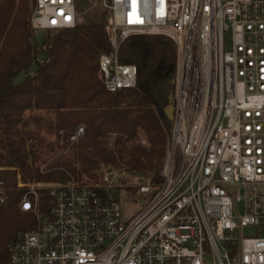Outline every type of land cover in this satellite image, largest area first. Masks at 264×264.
<instances>
[{
	"label": "built area",
	"instance_id": "built-area-1",
	"mask_svg": "<svg viewBox=\"0 0 264 264\" xmlns=\"http://www.w3.org/2000/svg\"><path fill=\"white\" fill-rule=\"evenodd\" d=\"M78 1L32 0L34 33L76 27ZM95 1L108 12L111 51L97 67L107 92L136 85V66L118 59L127 37L175 44L160 181L130 174L128 189L152 192L130 211L119 198L128 189L106 166L97 182L70 173L23 181L16 168H0L17 170L18 209L35 224L7 245L5 264H264V0ZM83 131L76 126L60 144L75 146ZM7 192L0 181V214ZM247 227L253 235L243 234Z\"/></svg>",
	"mask_w": 264,
	"mask_h": 264
},
{
	"label": "trees",
	"instance_id": "trees-1",
	"mask_svg": "<svg viewBox=\"0 0 264 264\" xmlns=\"http://www.w3.org/2000/svg\"><path fill=\"white\" fill-rule=\"evenodd\" d=\"M30 5L31 0H0V168H17L23 181L65 179V171L76 173L68 160L39 172L41 151L26 143L30 134L24 127L34 125L65 140L83 125L74 149L82 174L93 178L102 164L160 181L172 124L164 107L174 87V42L162 35L127 37L118 47V59L136 66V85L109 93L97 78L99 54L111 51L104 30L108 12L103 9L94 22L49 30L55 32L38 44L27 20ZM32 110L52 116L25 118ZM141 138L146 146L139 144ZM16 177L17 170H0L8 190L0 214V264L7 262V245L35 226L18 209L24 191L17 188Z\"/></svg>",
	"mask_w": 264,
	"mask_h": 264
},
{
	"label": "rangeland",
	"instance_id": "rangeland-1",
	"mask_svg": "<svg viewBox=\"0 0 264 264\" xmlns=\"http://www.w3.org/2000/svg\"><path fill=\"white\" fill-rule=\"evenodd\" d=\"M32 4V0H31ZM31 6V5H30ZM32 6L30 8L31 13ZM78 11H79V23H85L87 21L94 22L98 16L103 11V8L97 1L92 0H79L78 1ZM30 19V15L28 17V22ZM29 28L31 29V37L37 40V43L39 44L41 41V37H46L47 34L52 35L55 31H38L34 33V31L31 28V24L29 22ZM37 114L42 118H49L52 116V113L49 111L44 110H32V111H26L25 112V118H27L30 115ZM83 126V125H82ZM24 130L29 132L30 137L26 141L27 144H35L36 147L39 148L38 151H41V161L38 163L39 172L41 174H45L49 172L52 169V165L55 164L56 161H66L68 160L70 164L75 168L76 173L67 172L65 171L66 177H68V174L70 173L72 176L79 180L88 179L91 181L97 182L99 178L101 177L100 168L104 165H100L98 170L95 171V177L91 178L88 177L86 174H82L80 171V166H78L77 162L74 160V152H75V146L70 147L69 149H65L61 145L60 142L62 139H59L56 135L53 133H47L42 129H37L34 125H28L24 127ZM111 141V140H109ZM146 146V145H144ZM43 168V169H42ZM17 169V168H16ZM18 170V169H17ZM115 180L114 182H117L118 186H121L123 188H127V182L131 180L130 171L123 170L122 169H115ZM43 181V180H40ZM56 181V180H51ZM51 181H45V182H51ZM126 186V187H125ZM19 189V188H18ZM128 189V188H127ZM152 192H148V194L140 193L138 191V188L133 187L132 189H128L125 192H121L119 194L120 202L125 205L130 211L133 209H139L143 205H145L149 199L151 198ZM134 198H138V202H134ZM236 209L238 210L239 214L243 213L242 210V203H237ZM254 230L250 227H247L243 230V234L245 236L247 235H253Z\"/></svg>",
	"mask_w": 264,
	"mask_h": 264
},
{
	"label": "water",
	"instance_id": "water-1",
	"mask_svg": "<svg viewBox=\"0 0 264 264\" xmlns=\"http://www.w3.org/2000/svg\"><path fill=\"white\" fill-rule=\"evenodd\" d=\"M172 84L173 80L171 81ZM168 104L164 107V115L167 116V118L172 121L173 120V97H172V92L168 94Z\"/></svg>",
	"mask_w": 264,
	"mask_h": 264
}]
</instances>
